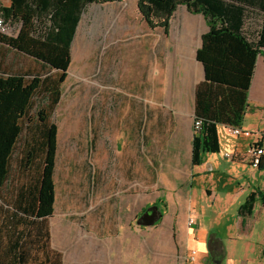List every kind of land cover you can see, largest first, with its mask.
Segmentation results:
<instances>
[{
    "label": "trees",
    "instance_id": "16d2710c",
    "mask_svg": "<svg viewBox=\"0 0 264 264\" xmlns=\"http://www.w3.org/2000/svg\"><path fill=\"white\" fill-rule=\"evenodd\" d=\"M8 1L2 7L4 18L14 27L21 22L22 26L16 29V39L0 34V43L8 47L7 54H0V239L6 238V253L14 254L11 264H27L37 246L47 249L45 264H63L62 254L49 245V219L56 203V128L49 114L61 100L62 78L51 79L39 71L9 72L5 59L15 51L32 58L45 72L66 70L86 8L125 0ZM182 6L201 14L209 27L197 51L205 81L196 89L194 118L202 121L193 138L196 166L208 154L219 152L218 125L238 128L243 123L256 59L264 57V0H137L148 27L162 29L165 36ZM258 169L264 170V156ZM255 203L252 194L240 212L252 214Z\"/></svg>",
    "mask_w": 264,
    "mask_h": 264
},
{
    "label": "rangeland",
    "instance_id": "374dc122",
    "mask_svg": "<svg viewBox=\"0 0 264 264\" xmlns=\"http://www.w3.org/2000/svg\"><path fill=\"white\" fill-rule=\"evenodd\" d=\"M8 4L4 1V6ZM183 12L178 14L182 22L186 20ZM177 21L175 17L173 22ZM21 26L22 22L15 29ZM154 31L140 14L137 0L91 4L82 15L70 49L68 68H48L47 72L41 67L34 69L51 79L62 78L61 100L49 114V122L56 128L53 174L56 203L49 229L54 237L53 246L62 251L63 264H118V257L125 255L119 249L131 246L128 239L120 236L125 229L129 230L130 218L118 209L120 203L132 198L137 180H143L145 210L134 219L133 225L144 230L146 264L156 256L154 245L162 239L168 240L169 220L162 225V239L161 222L148 228L139 225L141 215L155 206L153 199L163 194L161 185L157 186L153 151L157 144L152 141L151 110L146 112L145 126L140 123V106L143 103L151 107L152 88L146 82L145 101L138 92L142 64L137 57L145 56L144 71L147 68L151 73L157 38ZM160 40L163 52V48L168 49L163 34ZM14 58L25 68L30 63L27 56H17L15 51L10 53L9 60ZM6 70L23 71L10 63ZM36 109L37 105L31 116L36 117ZM262 201L258 199L257 204H263ZM184 225L187 227L186 222ZM203 225L208 226V222L204 221ZM255 226L256 235L260 236L264 223L258 220ZM224 230L225 227L217 228L222 233ZM49 245L52 247V236ZM240 247L238 244L237 248ZM194 248L187 250L191 252ZM46 251L37 246L32 264H45ZM168 256L160 255L162 263Z\"/></svg>",
    "mask_w": 264,
    "mask_h": 264
},
{
    "label": "crops",
    "instance_id": "0c3cea01",
    "mask_svg": "<svg viewBox=\"0 0 264 264\" xmlns=\"http://www.w3.org/2000/svg\"><path fill=\"white\" fill-rule=\"evenodd\" d=\"M181 10H184V22L178 15ZM175 17L178 21H171L168 36L162 29L154 31L157 38L153 45L151 73L147 68L144 71L145 56L137 57L142 64L138 92L143 101L146 99V82L152 88V105L147 107L142 103L140 123L145 126L146 112L151 110L152 141L157 144L153 147L157 186L161 185L163 193L157 195L152 203L162 212L159 220L161 239L162 225L169 220L168 240L162 239L154 245L153 254L156 256L148 264H188L190 252L187 248L191 246L195 247L194 258L198 264H264V226L260 236L256 235L255 226L258 220L264 223V170L251 165L249 154L253 144L264 149V57L256 59L244 120L238 127L249 132L250 136H235L229 132L231 126L218 125L219 152L208 154L200 165L195 166L192 164V153L196 89L205 81L204 67L197 60V51L209 27L201 14H191L185 6L178 9ZM18 30L14 36L7 37L16 39ZM162 34L168 45L163 52L160 48ZM5 47L8 48L0 43V54H7ZM156 47L158 53L155 52ZM27 59L30 62L27 68L23 63L16 65V59L9 60V57H6L5 65L10 63L28 74L40 67L32 58ZM144 139L142 134V141ZM135 190L132 198L120 203L118 209L130 218L129 230L125 229L120 236L131 244L130 248L119 249V253L125 255L118 257V264H146L144 230L133 225L134 219L145 210L143 180H137ZM252 194H256L252 214L240 212V207ZM260 198L263 204H257ZM170 213L171 216H168ZM190 217L196 219L193 228L188 227ZM204 221L208 222V226L203 225ZM220 227H225L223 233L217 231ZM51 236L52 250L62 254L57 246H53L52 233ZM6 245L3 236L0 239V264L13 263L14 254L6 253L9 249ZM30 254L27 264H32L34 251ZM162 254L169 255L165 263H162Z\"/></svg>",
    "mask_w": 264,
    "mask_h": 264
},
{
    "label": "built area",
    "instance_id": "2783aa9c",
    "mask_svg": "<svg viewBox=\"0 0 264 264\" xmlns=\"http://www.w3.org/2000/svg\"><path fill=\"white\" fill-rule=\"evenodd\" d=\"M4 1L5 0H0V34H2L4 36H14L15 33L17 32V30L11 24V22L7 21L3 16L2 7L4 5ZM201 129H202V121L196 120L194 118V121H193L194 134L198 135L200 133ZM229 132L235 136H239L241 134H243L245 136H250L249 132L242 131L239 128L231 127L229 129ZM249 154H250V158H251L250 159L251 165L254 168H259V165L261 164L262 157L264 156V149L259 147L258 144H253L250 148ZM195 225H196L195 217H190L188 220V227L193 228ZM195 255H196V251H194V250L189 253V255L187 256L188 264H198L195 261V258H194Z\"/></svg>",
    "mask_w": 264,
    "mask_h": 264
},
{
    "label": "water",
    "instance_id": "95a60500",
    "mask_svg": "<svg viewBox=\"0 0 264 264\" xmlns=\"http://www.w3.org/2000/svg\"><path fill=\"white\" fill-rule=\"evenodd\" d=\"M162 217L161 209L158 206L148 208L140 217L139 225L153 227Z\"/></svg>",
    "mask_w": 264,
    "mask_h": 264
}]
</instances>
